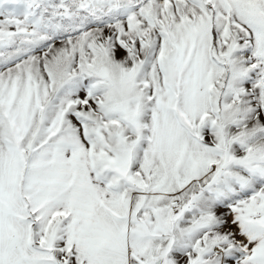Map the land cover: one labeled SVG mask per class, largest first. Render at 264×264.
<instances>
[{
    "label": "snow or ice",
    "instance_id": "6c2138e0",
    "mask_svg": "<svg viewBox=\"0 0 264 264\" xmlns=\"http://www.w3.org/2000/svg\"><path fill=\"white\" fill-rule=\"evenodd\" d=\"M0 264H264V0H0Z\"/></svg>",
    "mask_w": 264,
    "mask_h": 264
}]
</instances>
